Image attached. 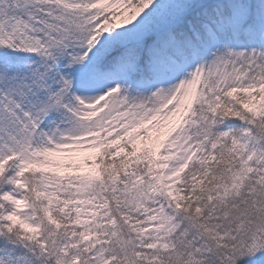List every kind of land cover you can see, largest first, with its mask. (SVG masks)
I'll list each match as a JSON object with an SVG mask.
<instances>
[{
  "label": "snow or ice",
  "instance_id": "snow-or-ice-1",
  "mask_svg": "<svg viewBox=\"0 0 264 264\" xmlns=\"http://www.w3.org/2000/svg\"><path fill=\"white\" fill-rule=\"evenodd\" d=\"M0 264H264V0H0Z\"/></svg>",
  "mask_w": 264,
  "mask_h": 264
}]
</instances>
